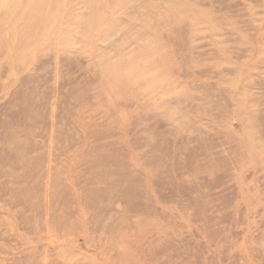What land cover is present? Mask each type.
Listing matches in <instances>:
<instances>
[{
  "label": "rangeland",
  "instance_id": "1",
  "mask_svg": "<svg viewBox=\"0 0 264 264\" xmlns=\"http://www.w3.org/2000/svg\"><path fill=\"white\" fill-rule=\"evenodd\" d=\"M0 264H264V0H0Z\"/></svg>",
  "mask_w": 264,
  "mask_h": 264
}]
</instances>
